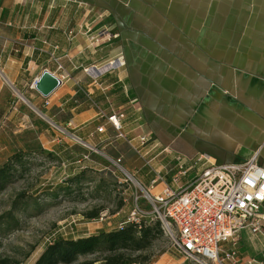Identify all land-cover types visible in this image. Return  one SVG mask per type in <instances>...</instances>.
<instances>
[{
	"label": "crops",
	"instance_id": "obj_1",
	"mask_svg": "<svg viewBox=\"0 0 264 264\" xmlns=\"http://www.w3.org/2000/svg\"><path fill=\"white\" fill-rule=\"evenodd\" d=\"M117 58L96 80L84 72ZM45 70L68 77L47 99L28 87ZM30 112L119 157L128 146L106 118L123 112L127 139H151L129 170L152 195L174 187L178 163L179 185L191 180L203 156L220 166L257 153L264 167V0H0V126ZM236 250L234 264L264 256V226Z\"/></svg>",
	"mask_w": 264,
	"mask_h": 264
},
{
	"label": "rangeland",
	"instance_id": "obj_2",
	"mask_svg": "<svg viewBox=\"0 0 264 264\" xmlns=\"http://www.w3.org/2000/svg\"><path fill=\"white\" fill-rule=\"evenodd\" d=\"M55 66L56 71H62V65L60 70L57 64ZM32 83L33 80L28 82L29 88ZM14 91L15 95H18V91ZM14 118L11 123L0 126V165L18 151L44 150L53 153L56 160L41 159L39 156L34 158L36 165L32 170L0 196V216L10 211L9 208L17 194H25L28 198L36 197L42 202V211L30 210L26 215H16L18 219L12 223L11 228L0 229L1 259H9L16 264H33L44 246L49 244L48 241L117 228L127 222L136 206L148 214L141 218L140 222L154 219L151 206L142 197V186L138 185L133 172L129 170L139 168L143 161L129 150L130 148L125 147L126 153L120 157L115 151L103 155L89 150L83 145L84 142L79 144L71 137L65 138L64 141L62 138H56L64 136L58 132L59 126L50 123V127L32 112L23 126L18 124V114ZM70 133L73 134L72 131H69ZM53 139L59 143H51ZM67 155L70 159L68 161ZM117 158H121L123 172L116 170L112 164ZM79 172H83L85 181L81 182L79 190L70 184L72 194L66 197L65 188L69 186L66 181ZM126 175L132 177V181L127 180ZM49 189L58 193L57 199H45L52 195ZM136 197L139 198L137 203ZM92 210H102L100 213H105L102 221L85 219L84 214ZM154 244L142 255L150 257L151 260L147 264H196L185 261L177 253L171 234L164 233ZM84 261L104 264L100 256L80 260Z\"/></svg>",
	"mask_w": 264,
	"mask_h": 264
},
{
	"label": "built area",
	"instance_id": "obj_3",
	"mask_svg": "<svg viewBox=\"0 0 264 264\" xmlns=\"http://www.w3.org/2000/svg\"><path fill=\"white\" fill-rule=\"evenodd\" d=\"M100 35H98L99 37ZM58 65V70L61 66ZM124 66L122 58L112 60L101 68H88L84 72L94 80ZM105 70L100 71V69ZM56 76V75H55ZM57 78V77H56ZM68 77H61L62 80ZM38 78L33 80V89ZM92 106H95L91 102ZM97 107V106H95ZM102 115V114H101ZM123 112L113 113L106 123L125 140L128 148L142 160L144 150L149 145V136L127 139L122 133ZM66 138L83 144L78 138L57 128ZM98 134L105 132V126L96 129ZM85 147L86 145L83 144ZM91 151L95 148L87 147ZM150 160L145 166L151 169ZM201 171L179 185V177L186 175L183 165L178 163L179 175L171 181L174 187L164 185L157 195H152L143 187V199L151 206V221H159L165 234L172 235L175 249L185 261L196 264L237 263L239 256L236 246L243 232L251 235L262 234L264 226V167L257 163V153L242 164L212 165L206 158L200 157ZM116 170L123 172L121 158L112 162ZM132 181V177L126 175ZM161 179V178H160ZM162 181V179L160 180ZM126 182V181H124ZM121 183V182H119ZM138 183V182H137ZM139 186L140 183H138ZM136 197V203L138 202ZM146 212L136 206L127 219V223L138 224ZM105 213H100L96 221H102ZM50 243V241H48ZM246 264H264V256L251 259Z\"/></svg>",
	"mask_w": 264,
	"mask_h": 264
},
{
	"label": "trees",
	"instance_id": "obj_4",
	"mask_svg": "<svg viewBox=\"0 0 264 264\" xmlns=\"http://www.w3.org/2000/svg\"><path fill=\"white\" fill-rule=\"evenodd\" d=\"M38 156L41 159L56 160L53 153L44 150L18 151L10 155L0 165V196L32 170L33 166L36 165L34 158L37 159ZM66 159L68 161V155ZM82 173L79 172L66 181L69 184L65 188L67 195L65 192L61 193L69 197L72 194L70 184L75 185L76 190H79L81 182L86 179ZM49 191L52 195L47 196L45 194L44 196H47L45 199L58 198V193H54L51 189ZM41 205L42 202L36 197L28 198L25 194H17L9 208L10 211L0 216V229L8 230L11 228L12 223L18 219L16 215H26L30 210L42 211ZM101 211L86 212L84 217L86 220L96 222ZM163 235L164 232L159 221H142L138 224L124 222L117 228L98 230L89 233L87 236L54 239L44 246L33 264H92L86 261L80 262V260L88 257L95 258L96 256H100L104 264H147L151 260L150 257L142 255L148 252ZM0 264L16 263L6 258H0Z\"/></svg>",
	"mask_w": 264,
	"mask_h": 264
},
{
	"label": "water",
	"instance_id": "obj_5",
	"mask_svg": "<svg viewBox=\"0 0 264 264\" xmlns=\"http://www.w3.org/2000/svg\"><path fill=\"white\" fill-rule=\"evenodd\" d=\"M61 85L60 80L48 71H43L38 78L34 90L44 99L52 95Z\"/></svg>",
	"mask_w": 264,
	"mask_h": 264
},
{
	"label": "bare ground",
	"instance_id": "obj_6",
	"mask_svg": "<svg viewBox=\"0 0 264 264\" xmlns=\"http://www.w3.org/2000/svg\"><path fill=\"white\" fill-rule=\"evenodd\" d=\"M103 70H105V68H103V69H100V71H103Z\"/></svg>",
	"mask_w": 264,
	"mask_h": 264
}]
</instances>
